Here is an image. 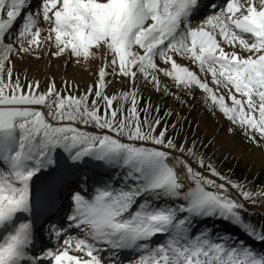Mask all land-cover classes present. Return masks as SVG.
I'll return each instance as SVG.
<instances>
[{"label": "snow or ice", "instance_id": "6c2138e0", "mask_svg": "<svg viewBox=\"0 0 264 264\" xmlns=\"http://www.w3.org/2000/svg\"><path fill=\"white\" fill-rule=\"evenodd\" d=\"M200 2L0 0V264H264L248 243L264 244V226L245 218L264 187L222 173L201 151L213 141L182 135L174 109L143 103L140 80L180 106L199 92L264 151V0H212L193 23ZM45 42L68 63L102 60L95 81L22 82L12 57ZM113 81L126 83L109 94ZM89 166L99 179H78L69 214L49 223L55 246L37 252L35 181Z\"/></svg>", "mask_w": 264, "mask_h": 264}, {"label": "rangeland", "instance_id": "374dc122", "mask_svg": "<svg viewBox=\"0 0 264 264\" xmlns=\"http://www.w3.org/2000/svg\"><path fill=\"white\" fill-rule=\"evenodd\" d=\"M210 1H206L207 7L205 6L200 14L193 19V23L201 20L202 17L212 11L211 7H208ZM39 3L40 0H31V9L35 11L38 8ZM40 27L42 29H47V25L43 22H41ZM44 34L46 35V32ZM50 51L55 52V48L53 47L49 50L48 45L45 42L44 46L37 49L34 53L21 54L23 59H21L20 56L14 55L12 57L14 74L19 75L22 82L25 81V78H27V80H39L42 89L46 87L50 78H55L58 87L62 86V80L67 79L72 81L79 86L81 92L89 84L95 81L96 76L94 74L96 73L98 66L102 63V60L81 59L79 64L75 61L68 63L69 57L67 54L61 57H55L50 54ZM37 56L39 59L35 58ZM181 63L188 62L181 61ZM189 66L191 67V65ZM161 67L166 66L161 64ZM109 79H111V77ZM161 79L164 84L171 85L172 83L168 78L161 77ZM138 82L142 85V96L151 98L154 105L158 103L164 110L172 108L178 114L186 118L188 123L182 122V127L184 128L182 135H188L190 141L193 133L196 138L202 142L213 141V146L208 147L207 149H201V151L211 157L212 161L222 173L233 180L247 183L249 190H257L260 187H264V151L249 145L244 140L239 130H237L235 135L228 133V122L218 112L216 115H213L207 110V106L203 101L201 93L197 92L195 98L189 97L187 106H180L171 98H166L155 93L150 86H143V80ZM125 83L126 82L113 81L108 88V93H110L113 88L115 91L121 90ZM173 90L175 91V89ZM172 122H175V117L172 118ZM177 130L179 131V129ZM224 157H227V159L225 160ZM90 168L91 166L76 171L63 169L55 175H41L40 179L35 181L32 198H34V196L41 198L40 208L36 207L38 217L35 216V221L39 228L41 242L43 241L42 239L47 238L45 243L42 245L38 244V248L35 249L38 252L43 247L55 246L54 239L45 235V232L48 233L45 222L53 217H60L63 219L69 214V193L78 183V179L87 173V175L92 176V180H89L90 186L94 180L99 179L98 176L94 175V172L97 170H89ZM256 176L259 177L256 183L252 185ZM256 186H258V188H256ZM52 195L62 196L60 200L63 202L65 208L60 211L61 213L56 211L55 206H51L48 203V198ZM48 204L49 206H46ZM247 205L252 204L247 203L246 209H248ZM250 210L261 211L264 213V202L258 201L256 205H252ZM70 234L77 235L76 232H71Z\"/></svg>", "mask_w": 264, "mask_h": 264}, {"label": "trees", "instance_id": "16d2710c", "mask_svg": "<svg viewBox=\"0 0 264 264\" xmlns=\"http://www.w3.org/2000/svg\"><path fill=\"white\" fill-rule=\"evenodd\" d=\"M113 92H117L114 90V88L112 89V91L109 94H112ZM143 103H146L148 101V97L147 96H143ZM259 176L255 177V180L253 182L252 185H254L257 181ZM256 188H258V186H256ZM246 213H245V218L246 219H250L253 223L258 224V225H262L264 226V213L261 211H256V210H249L246 209ZM224 225L223 224H218L216 226V230L217 231H223ZM235 237L239 238V239H246V237H244L241 233L239 232H235L234 233ZM249 244H251L257 251H264V244L261 243H254L253 241L249 240L248 241Z\"/></svg>", "mask_w": 264, "mask_h": 264}, {"label": "bare ground", "instance_id": "6f19581e", "mask_svg": "<svg viewBox=\"0 0 264 264\" xmlns=\"http://www.w3.org/2000/svg\"><path fill=\"white\" fill-rule=\"evenodd\" d=\"M206 1L207 0H201V2H200V8H199V10L197 11V13L195 14V16L193 17V19L194 18H196V16H198L199 14H200V12L202 11V9L204 8V6H206ZM208 1H210V0H208ZM211 2L212 1H210V5H211ZM210 5L208 6V7H210ZM207 7V6H206ZM61 195H59V196H56V195H52L51 197H49L48 198V203L51 205V206H55L56 207V211H58V212H60L61 210H63V208H65V206H63V202H61ZM41 198L40 197H38V196H34V198H33V202H34V204H35V206L37 207V208H40V204H41V200H40ZM49 204L48 205H46V206H49ZM249 210L252 208V205H248V207H247ZM68 212V211H67ZM61 213V212H60ZM35 216H37V209H36V214H35ZM35 216H34V219H35ZM38 217V216H37ZM55 222H56V224H60L61 223V221H62V218H60V217H58V219H55L54 220ZM45 225H47V226H49V223H46ZM45 242V238L43 239V241L41 242V237H40V235H39V233H38V236H37V242H36V249L38 248V244H43ZM37 251V250H36ZM38 252V251H37Z\"/></svg>", "mask_w": 264, "mask_h": 264}, {"label": "built area", "instance_id": "2783aa9c", "mask_svg": "<svg viewBox=\"0 0 264 264\" xmlns=\"http://www.w3.org/2000/svg\"><path fill=\"white\" fill-rule=\"evenodd\" d=\"M247 207H248V205H247Z\"/></svg>", "mask_w": 264, "mask_h": 264}]
</instances>
